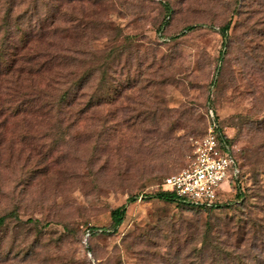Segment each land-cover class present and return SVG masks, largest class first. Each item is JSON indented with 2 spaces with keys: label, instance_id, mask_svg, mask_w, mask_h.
Masks as SVG:
<instances>
[{
  "label": "rangeland",
  "instance_id": "374dc122",
  "mask_svg": "<svg viewBox=\"0 0 264 264\" xmlns=\"http://www.w3.org/2000/svg\"><path fill=\"white\" fill-rule=\"evenodd\" d=\"M212 120L240 168L220 208L143 199ZM13 211L0 264H264V0H0Z\"/></svg>",
  "mask_w": 264,
  "mask_h": 264
},
{
  "label": "built area",
  "instance_id": "2783aa9c",
  "mask_svg": "<svg viewBox=\"0 0 264 264\" xmlns=\"http://www.w3.org/2000/svg\"><path fill=\"white\" fill-rule=\"evenodd\" d=\"M216 129L212 120L206 134L194 144L191 164L179 173L165 177L158 189L171 192L179 200L201 210L222 204L225 196L219 190L228 188V192H233L240 168Z\"/></svg>",
  "mask_w": 264,
  "mask_h": 264
},
{
  "label": "trees",
  "instance_id": "16d2710c",
  "mask_svg": "<svg viewBox=\"0 0 264 264\" xmlns=\"http://www.w3.org/2000/svg\"><path fill=\"white\" fill-rule=\"evenodd\" d=\"M228 30H229V25H225L223 28H221V33H222V37L223 38L227 37ZM3 71H5V74H9L11 72L10 66L6 67ZM221 129L222 128L217 126L216 132H217L218 137L222 138L226 142V144L228 145L227 147L231 148L230 146H232V140L227 138L224 135V133H223V131ZM237 196L241 197L240 194H238ZM142 198L143 199H158V200L165 201V202H176V203H178L180 205L187 206V207H189L191 209H194V210H197V211L201 210L200 208L194 207V206H192L189 203H186V202H184L182 200H179L173 193L164 192V191H162L160 189H158L153 195H151V196H142ZM134 200H136L135 197L129 198V201H134ZM220 206L215 207V208H210V209H207V210L220 208ZM125 215H126V206L125 205L120 206V207L114 209L111 212L110 218H111V223H112V228L113 229L118 228L122 224V222H123V220L125 218ZM9 218H11L13 220H18L16 212L15 211L10 212V213L5 214L4 216L0 217V227H2L3 224L5 223V221L7 219H9Z\"/></svg>",
  "mask_w": 264,
  "mask_h": 264
}]
</instances>
